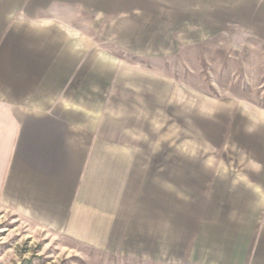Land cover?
Masks as SVG:
<instances>
[{
  "label": "crops",
  "instance_id": "0c3cea01",
  "mask_svg": "<svg viewBox=\"0 0 264 264\" xmlns=\"http://www.w3.org/2000/svg\"><path fill=\"white\" fill-rule=\"evenodd\" d=\"M135 1L0 0V200L58 228L86 218L95 222L111 206H123L126 236L144 243L152 230L157 247L162 205L171 219L183 212L181 196L193 197L195 206L206 200L194 252L203 258L215 252L226 264L264 259V228L258 227L264 190L239 173L240 163L238 171L224 165L220 173L215 158L156 146L161 125L155 127L153 117H160L162 103L153 91L165 80L157 77L145 94L139 87L151 76L130 79L128 65L99 46L94 22L112 27ZM258 5L254 11L264 20V0ZM83 15L86 29L71 23ZM138 96L153 108H139ZM171 117L192 134L210 125L208 116L188 107ZM233 126L227 133L221 128L217 147L233 145L228 140L234 137L240 144L250 133L246 125ZM253 211L260 212L251 213L248 223L245 214Z\"/></svg>",
  "mask_w": 264,
  "mask_h": 264
},
{
  "label": "rangeland",
  "instance_id": "374dc122",
  "mask_svg": "<svg viewBox=\"0 0 264 264\" xmlns=\"http://www.w3.org/2000/svg\"><path fill=\"white\" fill-rule=\"evenodd\" d=\"M260 1L145 0L139 4L136 0L124 19L113 21L112 27L104 20L94 23L99 46L112 51L120 65H128L130 79L138 77L142 82L151 76L150 84H136H144L139 89H145V94L153 91L148 88H153L157 77L165 80L155 83L153 91L162 103L160 117H153L155 127L161 125L160 141L154 131L156 146L161 144L165 150V145H171L174 152L205 155L209 161L215 158L219 170L227 165L238 171L240 163L239 173L264 190V20H258L260 13L254 11ZM70 17L67 14L66 20ZM72 21L82 29L89 23L84 15ZM108 32L115 33L112 39ZM138 98L139 108H153V103ZM187 107L200 118L209 117L204 132H186L173 120V114L181 115ZM196 119L192 124L196 125ZM170 120L175 123L170 125ZM233 125L250 129L245 142L239 144L234 137L228 140L233 145L224 141L217 147L221 128L227 133ZM180 200L183 212L170 214L171 219L168 206L162 205L157 247L152 230L144 243L141 237L126 236L123 206H111L95 222L86 218L58 228L39 213L17 211L0 200V264H226L215 252L209 258L194 252V231L206 200L198 206L193 205V197L181 196ZM259 212L245 214L248 223L249 216ZM258 227L264 228V209L258 215ZM147 240L149 251L144 247ZM250 264H264V259Z\"/></svg>",
  "mask_w": 264,
  "mask_h": 264
}]
</instances>
